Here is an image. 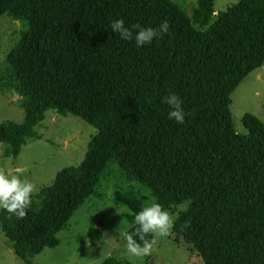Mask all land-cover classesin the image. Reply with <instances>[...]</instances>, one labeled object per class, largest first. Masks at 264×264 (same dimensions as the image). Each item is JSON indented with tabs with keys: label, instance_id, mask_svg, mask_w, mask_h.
I'll use <instances>...</instances> for the list:
<instances>
[{
	"label": "trees",
	"instance_id": "obj_1",
	"mask_svg": "<svg viewBox=\"0 0 264 264\" xmlns=\"http://www.w3.org/2000/svg\"><path fill=\"white\" fill-rule=\"evenodd\" d=\"M212 4L200 0L188 15L174 0H0V16L22 23L6 62L25 111L0 124L1 155L15 159L27 139L41 138L35 127L50 109L96 129L80 163L32 196L26 218L0 209L20 264L59 243L111 161L165 210L188 202L172 233L203 264H264V122L244 112L239 133L229 108L234 89L264 65V0H238L214 18ZM116 19L153 28L167 20L169 31L137 47L112 32ZM172 93L183 123L168 118L162 98ZM114 200L130 209L124 231L133 232L141 202L121 192ZM86 234L90 245L102 237L95 225Z\"/></svg>",
	"mask_w": 264,
	"mask_h": 264
},
{
	"label": "rangeland",
	"instance_id": "obj_2",
	"mask_svg": "<svg viewBox=\"0 0 264 264\" xmlns=\"http://www.w3.org/2000/svg\"><path fill=\"white\" fill-rule=\"evenodd\" d=\"M188 15L200 0H174ZM238 0H212L210 17L225 10ZM196 28H203L194 23ZM22 23L3 14L0 16V124L6 121L21 122L25 111L20 105L21 95L14 88L9 76L6 56L19 38ZM16 93V94H15ZM230 112L235 130L245 133L241 118L244 112L255 114L264 122V65L252 71L231 93ZM35 129L41 138H29L18 156L3 157L0 143V168L7 173L26 177L35 186L51 183L56 172L63 167L77 165L82 160L89 139L96 129L81 117L68 113L62 115L48 110ZM115 192L134 197L142 207L149 206L153 196L139 182L129 179L111 161L95 189L69 220L65 229L58 231L59 243L46 247L32 259L33 264H100L108 257L126 258L133 264H203L193 246L182 238H175L172 231L166 237H156L149 259L130 257L126 252L121 233L129 226L130 209L114 200ZM34 193V194H35ZM33 194V195H34ZM188 202L167 210L173 217L185 209ZM118 210V211H117ZM100 222V224H98ZM95 225L102 237L90 245L86 234ZM0 264H20L12 251V242L0 230Z\"/></svg>",
	"mask_w": 264,
	"mask_h": 264
},
{
	"label": "clouds",
	"instance_id": "obj_3",
	"mask_svg": "<svg viewBox=\"0 0 264 264\" xmlns=\"http://www.w3.org/2000/svg\"><path fill=\"white\" fill-rule=\"evenodd\" d=\"M112 32L118 34L122 40H135L137 47L150 44L155 38L167 34L169 23L163 21L158 27H143L139 23L125 26L123 19L112 21ZM135 33V35H134ZM162 101L168 104L171 111L168 114L169 119H174L177 123H183L185 120V111L182 108V100L175 94L166 95ZM36 191V186L26 177L7 173L0 168V209L14 214L18 219L26 218L27 210L32 204V196ZM118 211V210H117ZM135 229L133 232L123 231L121 233L126 241V252L130 257L143 258L151 254L156 237L168 236L175 222L173 217L159 203H152L139 211L135 217ZM190 226V221L185 222L182 227ZM151 234L152 240L146 237ZM134 236L139 237L137 241Z\"/></svg>",
	"mask_w": 264,
	"mask_h": 264
},
{
	"label": "water",
	"instance_id": "obj_4",
	"mask_svg": "<svg viewBox=\"0 0 264 264\" xmlns=\"http://www.w3.org/2000/svg\"><path fill=\"white\" fill-rule=\"evenodd\" d=\"M16 94V93H15Z\"/></svg>",
	"mask_w": 264,
	"mask_h": 264
}]
</instances>
